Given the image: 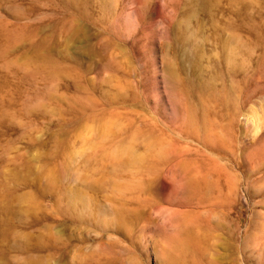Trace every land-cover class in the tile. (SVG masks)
I'll return each mask as SVG.
<instances>
[{
	"label": "rangeland",
	"instance_id": "1",
	"mask_svg": "<svg viewBox=\"0 0 264 264\" xmlns=\"http://www.w3.org/2000/svg\"><path fill=\"white\" fill-rule=\"evenodd\" d=\"M0 264H264V0H0Z\"/></svg>",
	"mask_w": 264,
	"mask_h": 264
},
{
	"label": "bare ground",
	"instance_id": "2",
	"mask_svg": "<svg viewBox=\"0 0 264 264\" xmlns=\"http://www.w3.org/2000/svg\"><path fill=\"white\" fill-rule=\"evenodd\" d=\"M171 261H173V260L171 259Z\"/></svg>",
	"mask_w": 264,
	"mask_h": 264
}]
</instances>
